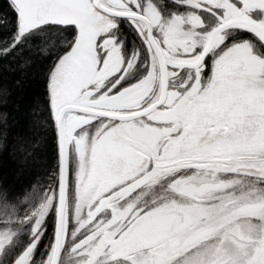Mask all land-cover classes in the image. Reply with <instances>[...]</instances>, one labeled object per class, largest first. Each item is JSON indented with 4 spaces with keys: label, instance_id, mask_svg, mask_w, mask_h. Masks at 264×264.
<instances>
[{
    "label": "snow or ice",
    "instance_id": "1",
    "mask_svg": "<svg viewBox=\"0 0 264 264\" xmlns=\"http://www.w3.org/2000/svg\"><path fill=\"white\" fill-rule=\"evenodd\" d=\"M9 6L0 59L44 53L55 164L0 192V264H264V0Z\"/></svg>",
    "mask_w": 264,
    "mask_h": 264
},
{
    "label": "trees",
    "instance_id": "2",
    "mask_svg": "<svg viewBox=\"0 0 264 264\" xmlns=\"http://www.w3.org/2000/svg\"><path fill=\"white\" fill-rule=\"evenodd\" d=\"M11 21L9 1L0 0V40L9 35ZM48 67L39 45L0 59V192L11 197L38 195L55 164Z\"/></svg>",
    "mask_w": 264,
    "mask_h": 264
},
{
    "label": "rangeland",
    "instance_id": "3",
    "mask_svg": "<svg viewBox=\"0 0 264 264\" xmlns=\"http://www.w3.org/2000/svg\"><path fill=\"white\" fill-rule=\"evenodd\" d=\"M45 244H47V242L45 241Z\"/></svg>",
    "mask_w": 264,
    "mask_h": 264
},
{
    "label": "flooded vegetation",
    "instance_id": "4",
    "mask_svg": "<svg viewBox=\"0 0 264 264\" xmlns=\"http://www.w3.org/2000/svg\"><path fill=\"white\" fill-rule=\"evenodd\" d=\"M131 38V37H130ZM45 243V242H44Z\"/></svg>",
    "mask_w": 264,
    "mask_h": 264
},
{
    "label": "water",
    "instance_id": "5",
    "mask_svg": "<svg viewBox=\"0 0 264 264\" xmlns=\"http://www.w3.org/2000/svg\"><path fill=\"white\" fill-rule=\"evenodd\" d=\"M9 1V0H8Z\"/></svg>",
    "mask_w": 264,
    "mask_h": 264
}]
</instances>
